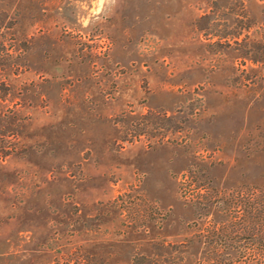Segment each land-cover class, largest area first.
Returning <instances> with one entry per match:
<instances>
[{
	"label": "rangeland",
	"instance_id": "obj_1",
	"mask_svg": "<svg viewBox=\"0 0 264 264\" xmlns=\"http://www.w3.org/2000/svg\"><path fill=\"white\" fill-rule=\"evenodd\" d=\"M237 18L264 36V0H0V264L264 245L243 223L263 205L264 64L218 43Z\"/></svg>",
	"mask_w": 264,
	"mask_h": 264
},
{
	"label": "trees",
	"instance_id": "obj_2",
	"mask_svg": "<svg viewBox=\"0 0 264 264\" xmlns=\"http://www.w3.org/2000/svg\"><path fill=\"white\" fill-rule=\"evenodd\" d=\"M243 18L247 17L246 15L242 16ZM237 23L234 27V31L228 32L227 34H218V43L228 46L236 51L237 57L242 58L243 60H248L250 64L257 65L258 63L264 64V36H255L256 31L250 32V29L254 27V22L250 19L247 23L243 24V21L239 18L236 19ZM223 41V43H222ZM250 78V77H249ZM251 82H254L252 79ZM260 83L262 86L258 87L262 89V94L264 95V77L260 78ZM260 202H263L260 210L257 207L253 206L252 210L248 212V216L244 219L243 223L246 224V227L250 230L251 237L255 239V234H257V224H259L260 229L264 232V187L261 189V194L259 195ZM251 225V226H249ZM249 226V227H248ZM215 230L211 229V235L209 237H218L214 232ZM224 230L220 231V239L222 240V234ZM207 238V237H206ZM212 244V243H211ZM221 248V249H220ZM222 245H215L212 248H207V253L211 254L209 257L211 259L204 261L202 264H264V245L263 246H251L247 249H243L245 256H251L247 261L237 260L233 258L227 259L223 258V254L219 251L223 250ZM211 251V252H210ZM258 256V258H255ZM254 257V258H253ZM246 258V257H245ZM132 264H163L160 261L152 260L148 256L140 255L136 259V256Z\"/></svg>",
	"mask_w": 264,
	"mask_h": 264
}]
</instances>
